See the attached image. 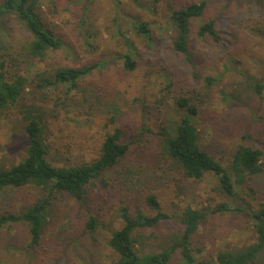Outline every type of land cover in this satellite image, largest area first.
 Segmentation results:
<instances>
[{
  "label": "rangeland",
  "instance_id": "rangeland-1",
  "mask_svg": "<svg viewBox=\"0 0 264 264\" xmlns=\"http://www.w3.org/2000/svg\"><path fill=\"white\" fill-rule=\"evenodd\" d=\"M199 1L202 0H38L41 19L69 47L61 51L65 63L82 66L105 61L70 95L61 88L51 98H42L39 91L27 87L24 103L41 106L45 112L43 137L48 160L55 166L90 161L97 156L105 134L119 127L127 140L135 139L127 161L133 162V170L143 174V178L134 180V187L122 189L121 193L111 188L105 202L99 203L97 213L105 227L97 241L91 242V254L82 251L83 242L80 245L73 241L80 225L73 218L70 200L56 199L50 207L41 245L49 259L42 263L36 262L40 257L25 261L28 258L23 251L25 232L20 225L0 231L3 249L0 264H111L116 254L104 245L106 232L119 226V207L142 206L140 191L153 190L161 211L169 215L185 207L210 212L221 204L255 209L264 203V90L258 95L254 86V83L264 85V0L254 5L253 9H259L251 10L250 14L244 12L243 5L254 0H203L205 19L216 20L221 37L230 42L229 50H218L215 44L200 39L197 46L193 43V49L195 46L197 49L193 57L197 61L182 72L178 63L183 60L165 47L172 32L168 18L171 10ZM2 22L0 41L8 70L12 73L17 64L27 70L29 65L19 64L17 53H11L13 47L26 40L25 31L10 17ZM140 22L148 24L154 44L136 34L133 24ZM90 23L93 32L89 30ZM126 40L137 51V64L132 72H123L122 60L118 58L126 51ZM157 51L155 64L152 56ZM207 75L215 79L210 90L203 87ZM95 80H98L97 94L89 84ZM168 82L173 86L166 90ZM224 94L229 97H223ZM232 96L238 98V105L233 103ZM178 97L187 98L198 108L194 122L200 144L223 166H228L237 142H247L262 151V173L236 188L235 197L222 194L209 174L200 180L183 178L157 155L155 144L148 143L149 135L140 134L149 129L152 138L149 137L154 141L159 125L171 123L182 111L176 108ZM19 109L14 106L0 111V168L16 164L25 154L27 138ZM113 115L116 119L111 123ZM8 196L0 203V210L18 209L38 198L31 188L12 191ZM178 228L170 220L150 229L153 231L150 248L157 250L167 241L168 234ZM253 241V228L246 212H216L208 213L200 223L191 246L195 260H200L214 256L219 250L240 248ZM171 264H183L178 254L173 255ZM258 264H264V260Z\"/></svg>",
  "mask_w": 264,
  "mask_h": 264
},
{
  "label": "trees",
  "instance_id": "trees-1",
  "mask_svg": "<svg viewBox=\"0 0 264 264\" xmlns=\"http://www.w3.org/2000/svg\"><path fill=\"white\" fill-rule=\"evenodd\" d=\"M258 3L261 4L262 0L250 1L243 5L244 12L250 14L251 10H258L257 7L253 9ZM205 13L206 3L203 0L170 11L168 21L172 32L165 42V47H168L176 58L183 60L178 63L182 72L188 65H194L197 61L193 54L200 39L215 44L218 50H229L230 42L221 37L216 20L205 19ZM5 17L14 19L27 35L26 40L13 47L11 53H17L19 64H27L29 68L21 69L17 64L16 70L11 73L8 70V61L4 59L5 53L0 41V111L14 106L20 107L27 147L19 162L0 168V203L9 199L10 192L24 188L36 190L38 198L18 209L9 206L8 209L0 210V231L22 225L26 242L23 251L28 256L25 261L40 257L36 262H45L49 257L41 245L50 217V207L56 199L70 200L74 209L73 218L80 225L73 241L80 245L83 242L82 251L91 254V242L97 241L99 232L105 227L102 217L97 213L99 203L105 202L111 188L114 187L116 193H121L122 189L133 188L134 180L143 178V174L133 170V162L127 161L130 145L135 143V139L127 140L124 137L125 132L117 127L105 134L97 156L90 161L69 166L51 164L47 158L48 150L43 137L45 112L41 106L24 103L27 87L39 91L42 98H51L52 93L61 88L65 94L70 95L81 87L87 75L91 76L96 69L104 66L105 61L82 66L65 63L61 51L69 47L41 19L38 0H0V27ZM89 28L94 31L92 23ZM133 28L136 34L145 37L148 43H155L147 23H135ZM194 42L196 46L193 49ZM124 44L126 51L118 56L122 60L121 70L132 72L137 64V51L132 42L126 40ZM153 55L156 64L158 51ZM38 66V69L31 70V67ZM193 75L197 77L196 73ZM96 82L98 80L89 83L92 90H95L94 94L99 91ZM214 82L215 79L207 75L203 79V87L210 90ZM172 86L173 83L168 82L165 88L169 90ZM254 86L256 93L260 95L264 85L254 83ZM223 97H229V94H224ZM232 98L235 105L240 103L236 101V96ZM175 102L177 111H182L171 123L165 125L164 122L159 125L155 135L156 141L151 139L149 129L142 130L140 134L147 133L151 137L148 136V143L155 144L157 155L183 178L200 180L209 174L215 178L217 189L222 194L235 197L236 188L243 187L250 179L262 173V151L247 142H237L231 152L228 166H223L200 144L194 122L198 108L185 97H178ZM110 119L113 123L116 117L113 115ZM144 178L147 180L145 176ZM139 194L142 206L131 207L124 204L119 207V226L106 232L104 245L116 254V259L111 264H171L173 255L177 254L183 264H258L264 260V203H260L255 209L248 205H245L247 208H237L221 204L210 212L185 207L175 212V215H169L161 211L153 190L140 191ZM229 211L246 212L252 224L254 241L240 248L222 249L214 256L195 260L191 238L200 223L208 213ZM170 220L178 224V230L168 234L167 241H163L157 250L151 249L150 239L153 231L150 229ZM2 253L3 249H0V254Z\"/></svg>",
  "mask_w": 264,
  "mask_h": 264
}]
</instances>
